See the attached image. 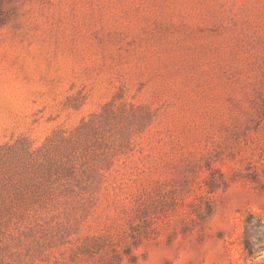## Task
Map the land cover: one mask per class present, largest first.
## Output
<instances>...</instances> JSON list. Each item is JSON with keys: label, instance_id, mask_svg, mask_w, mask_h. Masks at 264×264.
Returning a JSON list of instances; mask_svg holds the SVG:
<instances>
[{"label": "rangeland", "instance_id": "obj_1", "mask_svg": "<svg viewBox=\"0 0 264 264\" xmlns=\"http://www.w3.org/2000/svg\"><path fill=\"white\" fill-rule=\"evenodd\" d=\"M0 264H264V0H0Z\"/></svg>", "mask_w": 264, "mask_h": 264}]
</instances>
